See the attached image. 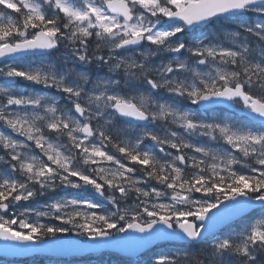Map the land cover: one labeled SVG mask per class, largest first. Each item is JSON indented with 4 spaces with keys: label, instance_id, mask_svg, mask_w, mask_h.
<instances>
[{
    "label": "snow or ice",
    "instance_id": "snow-or-ice-1",
    "mask_svg": "<svg viewBox=\"0 0 264 264\" xmlns=\"http://www.w3.org/2000/svg\"><path fill=\"white\" fill-rule=\"evenodd\" d=\"M155 241L264 264V0H0V258Z\"/></svg>",
    "mask_w": 264,
    "mask_h": 264
},
{
    "label": "rangeland",
    "instance_id": "rangeland-1",
    "mask_svg": "<svg viewBox=\"0 0 264 264\" xmlns=\"http://www.w3.org/2000/svg\"><path fill=\"white\" fill-rule=\"evenodd\" d=\"M250 19L255 20L257 18L252 16V17H250ZM20 63H26V61H22ZM94 71H95V69H94ZM21 84H23V81H21ZM21 90H23V89H21ZM241 170L243 171V169H241ZM71 194H72V190H64L63 192H57L56 197L62 198V197L71 196ZM81 197L82 198H92L90 193H83V194H81ZM45 200H47V197H41L39 200V203L42 204ZM33 206L38 207L39 204L34 203ZM32 219L35 220L36 218L33 216ZM40 222L48 223V224H59V221L49 220V219H45V218H41ZM78 239L85 240L86 238H78ZM171 248H172V245H165V246H162L161 248H159V250H157V252L168 251ZM87 259H89L90 262H88V263L84 262L85 264H125V262L123 260H121L120 258L116 257L115 255H111V254H102L99 256L89 257ZM142 263H144V261ZM0 264H61V263L54 262V260H51V259H44V260L31 259V260H28L27 263H23L20 261L0 260ZM62 264H77V263L66 262V263H62Z\"/></svg>",
    "mask_w": 264,
    "mask_h": 264
},
{
    "label": "water",
    "instance_id": "water-1",
    "mask_svg": "<svg viewBox=\"0 0 264 264\" xmlns=\"http://www.w3.org/2000/svg\"><path fill=\"white\" fill-rule=\"evenodd\" d=\"M65 239H76V238L69 237ZM0 243H3V242H0ZM87 243H92V242H87ZM161 243H168V242L155 241L144 247H129V248L108 247V248H94V249L83 248L80 251H73V252L40 251V252L29 253V254H24V255H9L4 258L26 259V258L33 257V256H51V257H57V258H67V257H73V256L84 257L88 254H96V253H101V252H106V251H109L112 253H118L120 256L127 257V258H135Z\"/></svg>",
    "mask_w": 264,
    "mask_h": 264
}]
</instances>
